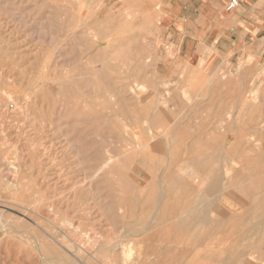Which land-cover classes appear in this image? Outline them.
Wrapping results in <instances>:
<instances>
[{
	"label": "rangeland",
	"instance_id": "rangeland-1",
	"mask_svg": "<svg viewBox=\"0 0 264 264\" xmlns=\"http://www.w3.org/2000/svg\"><path fill=\"white\" fill-rule=\"evenodd\" d=\"M197 11L0 0V264H264V190L251 179L264 182V69L221 50ZM203 153L231 169L232 198L218 197L210 223L170 227L157 189L175 204L207 187L192 160ZM181 165L196 192L172 183Z\"/></svg>",
	"mask_w": 264,
	"mask_h": 264
},
{
	"label": "bare ground",
	"instance_id": "bare-ground-1",
	"mask_svg": "<svg viewBox=\"0 0 264 264\" xmlns=\"http://www.w3.org/2000/svg\"><path fill=\"white\" fill-rule=\"evenodd\" d=\"M132 15V14H131ZM134 25V24H133ZM131 28V27H130ZM133 32V31H132ZM142 32V31H141ZM134 33V32H133ZM138 33V32H137ZM91 34V33H90ZM95 34V33H94ZM141 34V33H140ZM126 35H127V33H126ZM124 36H125V34H124ZM134 36V35H133ZM138 36V35H137ZM127 37V36H126ZM128 38H130V39H132V37L130 36V37H128ZM134 39V38H133ZM81 40V39H80ZM120 40V39H119ZM118 40V41H119ZM136 40V39H135ZM117 41V40H116ZM117 41V42H118ZM129 39L127 40V42H126V39L124 40V42L126 43V44H128L129 42ZM131 41V40H130ZM133 41V40H132ZM102 42V41H101ZM115 43V44H117L118 45V43ZM122 42V41H121ZM98 43V42H97ZM123 43V42H122ZM120 44L121 46H123V44ZM124 43V44H125ZM136 43V42H135ZM101 44V43H100ZM114 44V43H113ZM112 44V45H113ZM137 44V43H136ZM120 45H118V46H120ZM99 46V45H98ZM107 46V45H106ZM118 46H116V47H118ZM101 47H102V45H101ZM107 48V47H106ZM111 48V47H110ZM114 48V47H113ZM127 48H129V46L127 47ZM132 48V47H131ZM117 49V48H116ZM133 50H134V47L132 48ZM131 49V50H132ZM135 49H136V46H135ZM102 50V49H101ZM100 50V51H101ZM105 50V49H104ZM130 50V51H131ZM132 50V51H133ZM140 50V49H139ZM106 51V50H105ZM105 51H102L103 53L105 52ZM107 51H108V48H107ZM127 52L125 53V54H129V52H128V50H126ZM137 52H138V50H137ZM105 53H107V52H105ZM119 53V52H118ZM133 53V52H132ZM132 53H130V56H131V54ZM123 55H124V50H123V53H122ZM122 54H120L119 53V55H122ZM128 56V55H127ZM114 57L115 56H113L112 58H113V60H115L114 59ZM117 57V56H116ZM121 56H118L117 58L119 59ZM129 57V56H128ZM123 59V58H122ZM117 61V60H116ZM120 61V60H119ZM128 65V64H127ZM103 66V65H102ZM108 66H110V65H108ZM104 67V66H103ZM107 67V66H106ZM106 67H105V69H106ZM102 70H103V68H101ZM3 71V70H2ZM101 70H99V72H100ZM264 71V70H263ZM98 74V73H97ZM99 76H102V75H99ZM103 77V76H102ZM48 78V77H47ZM112 78V77H111ZM125 79V78H124ZM112 80L114 81L115 80V78L113 79L112 78ZM117 80H119V79H117ZM110 82V81H109ZM115 82H117V84H119L118 83V81H115ZM120 82V81H119ZM111 83V82H110ZM62 85V84H61ZM123 85V84H122ZM108 86H111L110 84L108 85ZM107 86V87H108ZM116 86V85H115ZM124 86V85H123ZM127 86V85H126ZM116 87H118V86H116ZM120 87H118V89H119ZM127 88H129V86L127 87ZM109 89V88H108ZM111 89V88H110ZM123 89H125L124 87H123ZM113 90V89H112ZM107 91V90H106ZM120 91V90H119ZM258 91V90H257ZM254 92V91H253ZM121 93V92H120ZM256 93V92H255ZM256 95V94H255ZM254 95V96H255ZM259 95V94H258ZM122 98V97H121ZM118 99V100H122V99ZM257 98V97H256ZM83 99V98H82ZM258 100V99H257ZM254 101H255V99H254ZM161 104V103H160ZM163 104V103H162ZM107 105H110V104H107ZM111 106V105H110ZM110 106H108V107H110ZM15 107H18V106H15ZM107 107V108H108ZM88 108V107H87ZM86 108V109H87ZM22 109V108H21ZM104 109H106V108H104ZM92 112H94V110H91ZM92 112H90V113H92ZM101 113H103V112H101ZM89 114V113H88ZM94 114H95V112H94ZM94 114H92L93 116H94ZM104 114V113H103ZM4 115V114H3ZM96 115H97V112H96ZM99 115H101L102 116V114H99ZM89 116H90V114H89ZM95 117V116H94ZM103 117H104V115H103ZM89 118V117H88ZM91 118V117H90ZM97 118V117H96ZM155 118H156V116H155ZM154 118V119H155ZM1 120V119H0ZM89 120V119H88ZM95 120V119H94ZM114 120V119H113ZM90 121V120H89ZM99 121V120H98ZM94 123V122H93ZM105 124V123H104ZM178 126V125H177ZM176 126V127H177ZM106 128V127H105ZM178 128V127H177ZM199 128V127H198ZM170 130V129H169ZM175 130V129H174ZM202 131V130H201ZM105 133V132H104ZM109 133V132H108ZM151 133V132H150ZM152 134V133H151ZM172 134H173V132H172ZM153 135V134H152ZM162 136H163V133L161 134ZM191 135V134H190ZM154 136V135H153ZM152 136V137H153ZM171 136H173V135H171ZM212 136V135H211ZM210 136V137H211ZM160 137V136H159ZM159 137H157V138H159ZM170 137V136H169ZM155 138V137H154ZM162 138V137H161ZM165 138V137H164ZM209 138V137H208ZM173 139V138H172ZM153 140H156V139H153ZM152 140V141H153ZM188 140V139H187ZM191 140V139H190ZM192 140H193V138H192ZM196 140V139H195ZM194 140V141H195ZM166 141V140H165ZM164 142V141H163ZM175 142V141H174ZM173 142V143H174ZM145 143V142H144ZM159 143L160 142H156V144L155 145H153L154 147H156L157 145H159ZM167 142H165V144H166ZM187 143V142H186ZM188 143H189V141H188ZM256 143V142H255ZM169 144V143H168ZM43 145V144H42ZM138 145H139V143H138ZM170 145H172L171 143H170ZM186 145V144H185ZM193 145H194V142H193ZM233 145V144H232ZM237 145V144H236ZM135 146H137V144L135 145ZM146 146V145H145ZM187 146V145H186ZM251 146H253V145H251ZM138 147V146H137ZM170 147H172V146H170ZM237 147V146H236ZM248 147V146H247ZM257 147H259V145H257ZM184 148H186L185 146H184ZM227 148V147H226ZM78 149V148H77ZM144 149V148H143ZM225 149H223L222 151H224ZM230 150V149H229ZM253 150H255V149H253ZM139 151V150H138ZM171 151H172V149H171ZM171 151H169V153L171 152ZM166 152H167V150H166ZM165 152V153H166ZM217 153H219V154H223V153H221V150L219 151V152H217ZM217 153H215L214 155H215V157H216V154ZM168 154V153H167ZM224 154H225V152H224ZM254 154V153H253ZM98 155V154H97ZM137 155H138V153H137ZM162 155V154H161ZM113 156V155H112ZM144 156V155H143ZM168 156V155H167ZM172 156V155H171ZM200 155H198V154H195L194 155V157H193V163H194V165L193 166H197V167H195V168H197L198 170L200 169L201 171H204V176L202 177V175L200 176V177H198V181L199 180H201V182L203 181V178H205V177H207V179L206 180H209L210 182H209V184L207 185V187H205L204 189H202V188H200V190L199 189H197V192L195 191L196 189H195V187H196V180L195 179H193V180H195V182L193 181V180H191L190 179V176H187V174H183L182 172H180V171H182L183 169H184V166L183 165H181L180 166V168H179V171H178V175H177V178H176V180H172V183H174V186L176 185L177 187H179V189H181V191H179L180 193H186V191H187V193H188V191L190 192V190L191 189H193V191L192 192H196L195 194H194V196L192 195V197L190 198V199H188V200H186V201H184V202H182V201H180V202H178V203H175V204H173V203H165L164 202V191H163V186H161V185H159V187L160 188H158L157 189V194H156V197H155V201L156 202H158L159 203V205H160V209H161V207L163 206V209H164V213H163V215H162V217H160V218H163V219H165V218H167V216H168V218L170 219V220H174V222H170V224H169V226L171 227V226H175V225H181V226H191L194 222L196 223V222H202V223H204V224H206L207 222H209L210 221V217H209V215H208V212L210 211V210H212V209H215V206H216V203H217V199L219 200V198L218 197H220V198H222V199H228V198H230L231 196H232V194H231V190H230V188L228 189L229 190V192H228V190H226L225 192H223L224 191V189L226 188H228V187H231L232 186V182H230V180L229 179H227L226 180V178H227V176H228V174H229V172H230V168H227L226 167V169H223V172H220V170H212L211 169V167L207 164L208 162H209V158H214L213 157V155L212 154H208V153H203V157H199ZM230 156V155H229ZM117 157V156H116ZM116 157H114L115 159H116ZM138 157V156H137ZM161 157V156H160ZM169 157V156H168ZM140 158V157H139ZM163 158V157H162ZM182 158V157H181ZM226 158H228V157H226ZM221 159V158H220ZM224 159V158H223ZM111 160V159H110ZM117 160V159H116ZM116 160H114V161H116ZM159 160V159H158ZM112 161V160H111ZM169 161V160H168ZM208 161V162H207ZM227 161V160H226ZM264 161V160H263ZM106 162V161H105ZM107 162H108V159H107ZM109 163V162H108ZM156 163V162H155ZM196 163H198V164H196ZM105 164V163H104ZM107 164V163H106ZM192 164V163H191ZM196 164V165H195ZM120 165H121V163H120ZM229 165V164H228ZM106 166V165H105ZM140 167H141V164L139 165ZM155 166V165H154ZM225 166V165H224ZM246 166V165H245ZM259 166V165H258ZM8 167V166H7ZM107 167V166H106ZM105 167V168H106ZM112 167V166H111ZM199 167V168H198ZM248 167V166H247ZM17 168V167H16ZM219 168H220V166H219ZM102 169H103V167H102ZM144 170L146 169V168H143ZM214 169V168H213ZM216 169V168H215ZM190 170V169H189ZM189 170H188V172H189ZM140 171V170H139ZM99 172V171H98ZM101 172V171H100ZM99 172V173H100ZM161 172V171H160ZM160 172H158V173H160ZM163 172V171H162ZM153 173V172H152ZM263 173V172H262ZM146 174V173H145ZM163 174V173H162ZM162 174H159V175H162ZM113 176V175H112ZM157 177V176H156ZM159 177V176H158ZM157 177V178H158ZM123 179H125V178H123ZM152 179V178H151ZM160 179V178H159ZM251 179H253L256 183V185H255V187L256 188H258V189H260V190H264V182H263V180H255L254 179V177H252L251 176ZM11 180H12V178H11ZM162 180H163V178H162ZM191 180V181H190ZM205 180V181H206ZM166 181L168 182L169 180H167L166 179ZM197 181V182H198ZM11 182V181H10ZM144 182V181H143ZM149 182H151V180L149 181ZM145 183V182H144ZM156 183V182H155ZM171 183V182H170ZM171 183V184H172ZM208 183V182H207ZM206 183V184H207ZM246 183V182H245ZM244 183V184H245ZM146 184H147V182H146ZM159 184V183H158ZM157 184V185H158ZM168 184V183H167ZM205 184V185H206ZM165 185V184H164ZM242 185V184H241ZM254 185V184H253ZM252 185V186H253ZM144 186V185H143ZM135 187V186H134ZM172 187V186H171ZM121 188V187H120ZM137 188V187H136ZM224 188V189H223ZM238 188V187H237ZM18 189V188H17ZM149 189V188H148ZM160 189V190H159ZM233 189H234V187H233ZM19 190V189H18ZM136 189H134V191H135ZM169 190V189H168ZM238 190V189H237ZM236 191V190H235ZM122 192V191H121ZM137 192V191H136ZM148 192V191H147ZM154 192V191H153ZM262 192V191H261ZM135 193V192H134ZM133 193V194H134ZM167 193V192H166ZM238 193V192H237ZM122 194V193H121ZM124 194V193H123ZM149 194V193H148ZM130 195V194H129ZM179 195H181V194H179ZM146 196V195H145ZM148 196V195H147ZM166 197H167V195H166ZM165 197V198H166ZM263 197H264V195H263ZM145 198V197H144ZM168 198V197H167ZM232 198V197H231ZM120 199V198H119ZM134 199V198H133ZM264 199V198H263ZM141 200V199H140ZM140 200H139V202H140ZM236 200H238V199H236ZM250 200V199H249ZM136 201V200H135ZM137 202V201H136ZM237 202V201H236ZM262 202L263 201H260L259 200V203L258 204H260V205H262ZM249 203V202H248ZM165 204V205H164ZM246 204V203H245ZM250 204V203H249ZM263 204H264V202H263ZM126 205V204H125ZM140 205V204H139ZM219 205V204H218ZM244 205V204H243ZM242 205V206H243ZM32 207V206H31ZM35 207V206H34ZM110 207V206H109ZM140 208H141V206H139ZM154 207V206H153ZM153 207H152V209H153ZM157 208H158V205H157ZM218 208H219V206H218ZM217 208V209H218ZM226 208V207H225ZM144 209V208H143ZM86 210V209H85ZM136 210V209H135ZM150 210H151V208H150ZM157 210V209H156ZM162 210V209H161ZM216 210V209H215ZM215 210L213 211V212H215ZM87 211V210H86ZM144 211V210H143ZM217 211V210H216ZM226 211V210H225ZM47 212V211H46ZM128 212V211H127ZM162 212V211H161ZM218 212H220V211H218ZM234 212V211H233ZM145 213V212H144ZM154 213V212H153ZM156 213V212H155ZM154 213V214H155ZM184 213V214H183ZM225 213H227V212H225ZM220 214H222V213H220ZM128 215V214H127ZM131 215V214H130ZM141 215V214H140ZM150 215H153L152 213L150 214ZM149 215V216H150ZM211 215H212V213H211ZM224 215H227V216H229L228 214H223V216ZM262 214L260 213V216H261ZM126 216V215H125ZM143 216H145V215H143ZM148 216V217H149ZM160 216V215H159ZM219 216H221V215H219ZM127 217V216H126ZM131 217H132V215H131ZM79 218H82V217H79ZM78 218V219H79ZM146 218V217H145ZM159 217H157V219H158ZM168 218L166 219V220H168ZM212 218H213V215H212ZM220 218V217H219ZM229 218V217H228ZM73 219H75V218H73ZM144 219V218H143ZM196 219H198V221H196ZM227 219V218H226ZM248 219V218H247ZM252 219H254V218H252ZM258 219H260V218H258ZM258 219H256V221L258 220ZM263 219V218H262ZM261 219V220H262ZM76 220V219H75ZM83 220V219H82ZM134 220V219H133ZM155 220V219H154ZM159 220H161V219H159ZM212 220V219H211ZM224 220V219H223ZM143 221V220H142ZM164 221V223L166 222L165 220H163ZM252 221V220H251ZM75 222V221H74ZM80 222H81V220H80ZM145 222V221H144ZM157 222V221H156ZM68 223H69V221H68ZM72 223V222H71ZM159 223V222H158ZM168 223V222H167ZM210 223V222H209ZM216 223V222H215ZM226 223V222H225ZM219 224V223H218ZM221 224H222V222H221ZM227 224V223H226ZM225 224V225H226ZM255 224H257V222L255 223ZM71 225V224H70ZM158 226L160 225V224H157ZM166 225V224H165ZM212 225V224H211ZM214 225V224H213ZM212 225V226H213ZM217 225V224H216ZM223 225H224V223H223ZM72 226V225H71ZM75 226V225H74ZM258 226V225H257ZM78 227V226H77ZM176 227H178V226H176ZM224 227V226H223ZM254 227V226H253ZM193 227H191L190 228V230L192 229ZM213 228V227H212ZM222 228V227H221ZM235 228V227H234ZM257 228V227H256ZM260 228V227H259ZM70 229V228H69ZM219 229V228H218ZM248 229H249V226H248ZM188 230L189 229H187V233H188ZM210 230H212V229H210ZM220 230H222V229H220ZM251 230V229H250ZM261 230V229H260ZM96 231V230H95ZM206 231H207V229H206ZM252 231H254V229H252ZM264 231V230H263ZM45 232V231H44ZM202 232H203V230H202ZM202 232H200V233H202ZM220 232V231H219ZM186 233V232H185ZM208 233V232H207ZM249 233V232H248ZM263 233V232H262ZM50 234V233H49ZM124 234H126V233H124ZM174 234V233H173ZM195 234V233H194ZM209 234V233H208ZM250 234V233H249ZM48 235V234H47ZM51 235V234H50ZM132 235V234H131ZM135 235V234H134ZM188 235H190V234H188ZM248 236V235H247ZM246 236V237H247ZM254 236V235H253ZM252 236V237H253ZM53 237H55V235L53 236ZM52 237V238H53ZM151 237V236H150ZM261 237V236H260ZM259 237V238H260ZM124 238V237H123ZM187 238V237H186ZM193 238V237H192ZM54 239H56V238H54ZM81 239V238H80ZM137 239V238H136ZM182 239V238H181ZM92 240H94V239H92ZM96 240V239H95ZM167 240H169V239H167ZM180 240V239H179ZM193 240V239H192ZM79 241V240H78ZM97 241V240H96ZM95 241V242H96ZM256 241H257V239H256ZM255 241V242H256ZM84 242V241H83ZM92 242H94V241H92ZM129 242V241H128ZM168 242V241H167ZM80 243V242H79ZM100 243V242H99ZM178 243V242H177ZM78 244V243H77ZM76 244V245H77ZM97 244V243H96ZM95 244V245H96ZM126 244V243H125ZM134 244V243H133ZM175 244H176V242H175ZM240 244V243H239ZM252 244V243H251ZM254 244V243H253ZM80 245V244H79ZM98 245V244H97ZM129 245H130V243H129ZM129 245H126V247L127 246H129ZM168 245H170V244H168ZM198 245V244H197ZM161 246V245H160ZM159 246V247H160ZM166 246H167V244H166ZM184 246H186V245H184ZM183 246V247H184ZM64 247V246H63ZM77 247V246H76ZM81 247H82V245H81ZM94 247V246H93ZM104 247V246H103ZM134 247V246H133ZM143 247V246H142ZM158 247V248H159ZM172 247V246H171ZM194 247V246H193ZM65 248V247H64ZM105 248V247H104ZM107 248V247H106ZM128 248V247H127ZM163 248V247H162ZM165 248V247H164ZM174 248V247H173ZM195 248V247H194ZM249 248V247H248ZM254 248V247H253ZM66 249V248H65ZM131 250H132V248H130ZM143 249V248H142ZM141 248H140V250H142ZM79 250V249H78ZM102 250H105V249H102ZM165 250V249H164ZM163 250V253L165 252V253H167V251L165 250L164 251ZM77 251V250H76ZM185 251V250H184ZM81 252V251H80ZM135 252V251H134ZM140 252V251H139ZM211 252V251H210ZM79 252H77V254H78ZM124 253V252H123ZM125 253H127V252H125ZM125 253H124V255H125ZM131 253V252H130ZM181 253V252H180ZM179 253V254H180ZM216 253V252H215ZM76 254V253H75ZM82 254V253H81ZM89 254V253H88ZM127 254H129V253H127ZM157 254V253H156ZM162 254V253H161ZM178 254V255H179ZM131 255V254H130ZM133 255V254H132ZM76 256V255H75ZM140 256H142V255H140ZM149 256V255H148ZM176 256V255H175ZM180 256V255H179ZM187 256H189V255H187ZM207 256V255H206ZM205 256V257H206ZM227 256V255H226ZM225 256V257H226ZM231 256V255H230ZM80 258H81V256H79ZM92 257V256H91ZM94 257V256H93ZM124 257H127V255L126 256H123V259H124ZM212 256H210V257H208V258H211ZM234 257V256H233ZM73 258V257H72ZM76 258V257H75ZM128 258V257H127ZM127 258H125L124 260H126ZM130 258H132L131 256H130ZM140 258V257H139ZM207 258V257H206ZM213 258V257H212ZM230 258H232V256L230 257ZM133 259V258H132ZM178 259V258H177ZM238 259H240V257L238 258ZM237 259V260H238ZM259 259V258H258ZM161 260V259H160ZM185 260V259H184ZM211 260V259H210ZM229 260V259H228ZM246 260V259H245ZM72 261V260H71ZM220 261H222V260H220ZM230 261L231 260H229V262L228 263H230ZM240 261V260H239ZM251 261V260H250ZM263 261V260H262ZM73 262V261H72ZM76 262V261H75ZM84 262V261H83ZM86 262V261H85ZM108 262V261H107ZM123 262V261H122ZM125 262V261H124ZM126 262H128V261H126ZM131 262V261H130ZM130 262H128V263H130ZM226 262V261H225ZM237 262V261H236ZM236 262H234V263H236ZM81 263V262H80ZM127 263V264H128ZM156 263V262H155ZM232 263H233V260H232ZM261 264H262V262H260ZM85 264V263H84ZM122 264V263H121ZM124 264H126V263H124ZM150 264V263H149ZM182 264H184V263H182ZM223 264H226V263H223ZM237 264V263H236ZM240 264H242V263H240ZM249 264V263H248ZM257 264V263H256Z\"/></svg>",
	"mask_w": 264,
	"mask_h": 264
},
{
	"label": "crops",
	"instance_id": "crops-1",
	"mask_svg": "<svg viewBox=\"0 0 264 264\" xmlns=\"http://www.w3.org/2000/svg\"><path fill=\"white\" fill-rule=\"evenodd\" d=\"M169 18L188 19L189 3L197 2V19L205 32L217 35L220 49L229 54L244 53L248 65L264 69V0H239L240 6L228 11L231 0H160Z\"/></svg>",
	"mask_w": 264,
	"mask_h": 264
},
{
	"label": "built area",
	"instance_id": "built-area-1",
	"mask_svg": "<svg viewBox=\"0 0 264 264\" xmlns=\"http://www.w3.org/2000/svg\"><path fill=\"white\" fill-rule=\"evenodd\" d=\"M240 6V1L239 0H231L227 6H226V9L228 11H232V10H235L236 8H238Z\"/></svg>",
	"mask_w": 264,
	"mask_h": 264
}]
</instances>
